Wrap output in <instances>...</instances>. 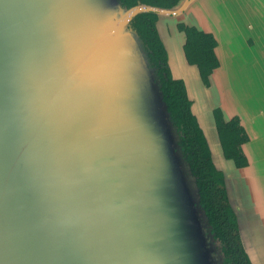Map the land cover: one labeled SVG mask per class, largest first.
<instances>
[{"label": "water", "instance_id": "obj_1", "mask_svg": "<svg viewBox=\"0 0 264 264\" xmlns=\"http://www.w3.org/2000/svg\"><path fill=\"white\" fill-rule=\"evenodd\" d=\"M196 1L122 10L116 0H0V264H221L157 79L128 29L141 13L156 16L170 79L183 84L242 249L257 263L243 243L244 194L255 188L245 166L224 158L212 113L243 129L242 92L227 84ZM178 25L215 41L207 87Z\"/></svg>", "mask_w": 264, "mask_h": 264}, {"label": "trees", "instance_id": "obj_2", "mask_svg": "<svg viewBox=\"0 0 264 264\" xmlns=\"http://www.w3.org/2000/svg\"><path fill=\"white\" fill-rule=\"evenodd\" d=\"M120 9L127 10L136 5L160 9H171L180 0H116ZM155 14L141 13L128 23L141 44L148 66L157 79L161 101L169 121L178 133V146L194 180L198 205L203 212L207 228L217 242L221 264H250L244 253L238 235L236 217L232 212L224 189L223 177L214 170L209 153L190 112L181 81L171 80L165 52L155 30ZM177 30L184 33L183 53L188 64L195 65L202 84L207 87V77L218 67L213 54L216 46L210 34L197 32L194 28L178 25ZM213 118L219 143L225 159L232 160L236 168L246 165L241 146L246 141L243 129L236 118L224 122L219 110H213Z\"/></svg>", "mask_w": 264, "mask_h": 264}, {"label": "crops", "instance_id": "obj_3", "mask_svg": "<svg viewBox=\"0 0 264 264\" xmlns=\"http://www.w3.org/2000/svg\"><path fill=\"white\" fill-rule=\"evenodd\" d=\"M195 4L202 11L201 17L211 24L227 69L224 73L236 78L241 88L243 146L249 162L245 168L255 188L244 194L243 243L257 259L255 264H264V246L260 253L256 248L264 242V235L259 234L251 212L254 208L256 221L264 227V0H197Z\"/></svg>", "mask_w": 264, "mask_h": 264}, {"label": "rangeland", "instance_id": "obj_4", "mask_svg": "<svg viewBox=\"0 0 264 264\" xmlns=\"http://www.w3.org/2000/svg\"><path fill=\"white\" fill-rule=\"evenodd\" d=\"M226 51H227V49H222V52L225 53ZM218 53L220 55L221 52L218 51ZM227 84L229 86H231L234 94H236L238 96L239 95V91H241V88H240L239 82L236 80V78L231 79V77L228 76V78H227ZM223 97H224V101H225L226 106L231 107L230 106V99H229V97H228V95H227L226 92H224ZM213 249L215 250V248H213ZM211 254L214 256L215 263H218L219 262V255L217 253V250H215Z\"/></svg>", "mask_w": 264, "mask_h": 264}]
</instances>
